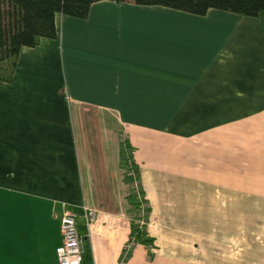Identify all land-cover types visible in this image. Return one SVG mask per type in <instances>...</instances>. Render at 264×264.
<instances>
[{
  "label": "crops",
  "instance_id": "1",
  "mask_svg": "<svg viewBox=\"0 0 264 264\" xmlns=\"http://www.w3.org/2000/svg\"><path fill=\"white\" fill-rule=\"evenodd\" d=\"M55 26L0 80V264H57L65 212L81 264H216L217 206L264 222V11L101 0ZM122 139L153 239L124 262L137 211Z\"/></svg>",
  "mask_w": 264,
  "mask_h": 264
},
{
  "label": "trees",
  "instance_id": "2",
  "mask_svg": "<svg viewBox=\"0 0 264 264\" xmlns=\"http://www.w3.org/2000/svg\"><path fill=\"white\" fill-rule=\"evenodd\" d=\"M101 0H0V80L10 81L21 47H34L42 38H55V15L84 19L94 2ZM125 2L127 0H112ZM138 5H159L179 11L204 15L209 9L257 17L264 11V0H131ZM133 147L127 139L121 140L120 164L138 177V166L133 160ZM127 179V178H126ZM142 197V193L140 191ZM144 204L145 200L142 197ZM134 206L139 204L134 201ZM147 205V204H146ZM146 214L148 207L145 208ZM145 222L140 227L136 220L131 225L129 240L150 247ZM128 240V241H129ZM127 253L125 260L129 257ZM151 257V256H150Z\"/></svg>",
  "mask_w": 264,
  "mask_h": 264
},
{
  "label": "rangeland",
  "instance_id": "3",
  "mask_svg": "<svg viewBox=\"0 0 264 264\" xmlns=\"http://www.w3.org/2000/svg\"><path fill=\"white\" fill-rule=\"evenodd\" d=\"M231 208L230 221L226 219L227 206L221 205L216 208V219L210 222L217 235L216 264H264V222L256 221L258 210H250L242 220L241 206L233 204Z\"/></svg>",
  "mask_w": 264,
  "mask_h": 264
},
{
  "label": "built area",
  "instance_id": "4",
  "mask_svg": "<svg viewBox=\"0 0 264 264\" xmlns=\"http://www.w3.org/2000/svg\"><path fill=\"white\" fill-rule=\"evenodd\" d=\"M128 175L133 177L131 187L133 189L134 201L139 205L135 206L139 212L136 223L141 227L145 222L146 204H144L140 195L139 184L133 171L128 169ZM86 225L89 226L96 218V212L84 208L82 214ZM77 215L73 212H65L60 218V231L62 234V243L56 250L57 264H81L82 263V237L77 231ZM134 245L133 239H130L124 247L121 261L124 262Z\"/></svg>",
  "mask_w": 264,
  "mask_h": 264
}]
</instances>
